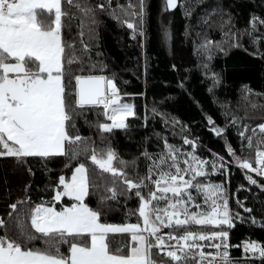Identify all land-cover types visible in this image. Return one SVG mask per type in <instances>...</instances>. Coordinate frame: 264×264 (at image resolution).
Returning a JSON list of instances; mask_svg holds the SVG:
<instances>
[{
	"label": "snow or ice",
	"instance_id": "snow-or-ice-1",
	"mask_svg": "<svg viewBox=\"0 0 264 264\" xmlns=\"http://www.w3.org/2000/svg\"><path fill=\"white\" fill-rule=\"evenodd\" d=\"M64 2L88 17L92 25L99 23L97 10L100 13L108 11L119 20V9L131 17L122 23L132 30L133 37L146 36L148 12L145 0L136 3L128 0L127 5H113L112 0H100L96 4L89 0ZM178 6V0H165V9ZM216 13L220 14V20L213 23H219L221 27L232 24V14L221 6L206 12L204 22ZM185 14L190 16L191 12ZM73 15L75 13L64 9L62 0H0V157H15L18 164H23L28 157L49 161L59 155L75 158L81 152H90L88 159L112 176V184L105 188L101 202L134 193L138 207L129 211L137 215V222L112 224L101 221L102 212L84 202L94 185L89 168L81 162L75 166L70 179L62 174L55 185V201L70 196L74 203L64 204L59 209L49 206L46 201L35 204L30 210V227L25 226L27 217H21L18 205L25 201L31 203V197L11 203L7 216L14 221L17 236L8 234V221L0 216V226L4 229L0 234V264H238L228 252L229 231L225 226L231 229L235 220L243 221L245 216L229 208L223 181L200 183L197 178L209 174V165L212 171L224 172L230 163H235L244 170L250 185L264 190V183L252 175L258 173L264 178V123L255 127L240 123L237 132L242 151L245 147L255 149L254 162L252 157L239 155L230 142L225 148L231 160L226 161L220 153H214L210 158L197 156L198 138L183 136L184 144L192 149L188 151L170 144L164 136L162 151L149 152L145 148L141 153L149 161L147 172L130 176L126 169L129 163L135 165L136 158L125 161L108 140L114 129L126 130L129 127L127 118L135 116L134 106L121 100L115 77L75 75L76 86L70 99V80L65 67V52L69 45L63 38V29ZM249 24L250 29L245 28L243 32L254 43H259L261 37L255 36L254 32L258 24L264 26V18L253 14ZM238 33L239 30H230L228 35L238 36ZM163 35L166 40L171 39L167 26ZM74 44L75 41L72 46ZM213 44L221 47L220 42L205 38L200 48L210 53ZM236 46H241L238 39ZM84 47L90 45L84 44ZM67 63L71 65L72 60L68 58ZM211 76L214 87L221 81V75L212 72ZM180 86L184 87L183 81ZM245 90L252 94L253 90L247 86ZM77 106L80 109L103 106V115L111 123L98 122L97 129L102 141H107L106 147L97 150L88 137L71 134L70 126L75 127L73 120L81 114ZM207 121L214 134L226 133L211 115L207 116ZM239 122L240 117H231L232 124ZM165 123L180 126L182 131L187 128L175 117L170 121L165 117ZM249 131L251 135H247ZM245 139L247 145L243 143ZM117 179L122 181L124 193L116 188ZM240 187L245 186L241 184ZM199 195L204 196L203 201L198 199ZM237 204L250 214L248 220L252 224L264 226V209L258 219L251 215L254 209L244 201L238 199ZM192 225L201 227L193 230ZM209 226H219L220 230ZM165 227L170 230L163 231ZM180 228H183L182 232L178 231ZM109 233H129L130 247L123 252L114 250L106 242ZM36 240L43 246L36 245ZM63 244L68 245L67 252L62 251ZM206 247L211 250L205 251ZM243 247L245 253L251 252L253 257L258 255L264 260V242L248 238L243 241ZM153 249H158V253Z\"/></svg>",
	"mask_w": 264,
	"mask_h": 264
},
{
	"label": "trees",
	"instance_id": "trees-1",
	"mask_svg": "<svg viewBox=\"0 0 264 264\" xmlns=\"http://www.w3.org/2000/svg\"><path fill=\"white\" fill-rule=\"evenodd\" d=\"M64 9L75 13L66 21L63 38L68 43L66 48L65 67L68 72V90L70 99L74 95L75 75H105L115 77L121 91L123 101L134 106L135 116L128 117L129 127L114 129L108 136L118 155L125 161L131 162L136 158L135 165L129 163L127 172L130 176L137 173L144 175L149 163L141 153L145 148L149 152H159L164 148L163 138L167 136L170 144L191 151V147L183 142V136L198 138L196 153L203 157H212L220 153L226 161L231 160L225 145L230 142L239 155L255 157V149L241 150V139L237 132L240 123L264 122V26L257 25L254 35L261 37L259 43L243 30L250 29L251 15L264 18V0H180L179 6L169 11L165 9V0H145L147 5L146 36L133 37L132 30L123 24L124 19H131L125 13L117 12L120 19H115L110 12L100 13L97 10L98 24L89 23L75 7L69 6L62 0ZM96 4L100 0H89ZM136 3L137 0H132ZM113 5H127L128 0H112ZM221 6L232 14V24L221 27L213 21L220 20V14H214L204 22L203 17L212 7ZM186 11L191 15L186 16ZM227 17H225L226 19ZM170 30L171 39L164 38L165 27ZM237 32L238 36L228 35L229 31ZM81 32L83 35L81 36ZM205 38L215 44L211 51L200 48ZM237 39L241 46H236ZM75 41L74 46L72 42ZM84 44L90 45L85 48ZM255 53V54H253ZM72 60L71 65L67 59ZM175 65V67H173ZM106 66V67H105ZM212 72L221 75V81L213 87ZM183 81L184 87L180 86ZM252 89V94L245 90ZM211 89V90H210ZM103 106H77L81 113L76 115L70 126L71 134H81L95 143L97 150L106 147L107 141H102L97 129L98 122H108L103 115ZM153 109L156 111L154 112ZM211 115L215 123L226 129L225 134L216 135L209 130L207 116ZM240 117V122L231 123V117ZM165 117L178 118L187 128L182 131L180 126L165 123ZM109 123V122H108ZM160 133L161 135H157ZM107 135V134H106ZM81 152L75 158L59 155L56 158L43 161L28 157L26 162L18 164L15 157H0V216L4 217L8 234L17 236L14 221L9 220L7 211L9 205L18 199L31 197V203L18 205L21 217H27L25 226L30 227V210L35 204L46 201L55 202V185L59 176L70 177L78 163H85L92 176L94 187H90L86 201L90 207L102 212L101 221L112 224L137 222V215L130 214L135 210L139 201L134 193L123 195L118 199H108L101 202L105 188L112 184L111 174L104 173L88 156ZM118 164V161H114ZM119 166V165H118ZM31 168V172L29 171ZM237 164L230 163L224 172L201 177V182H224L230 194V203L237 187L241 184L250 192L240 191L238 196L248 207L254 209L251 215L259 219L264 209V190L250 185ZM261 183L258 173H252ZM116 188L124 193L122 181L117 179ZM146 191V190H145ZM247 198V199H245ZM71 200L56 202L58 208ZM193 230L201 226L192 225ZM220 230L219 226H209ZM229 231L228 242L233 253L234 261L238 264H264V260L249 258L242 259L240 243L245 239L264 242V226L256 224L237 223ZM165 227L163 231H169ZM0 226V234H3ZM182 232L183 228L178 229ZM106 242L110 247L122 252L130 247L129 233H109ZM35 244L43 246L40 240ZM67 252L68 245L61 246Z\"/></svg>",
	"mask_w": 264,
	"mask_h": 264
},
{
	"label": "built area",
	"instance_id": "built-area-1",
	"mask_svg": "<svg viewBox=\"0 0 264 264\" xmlns=\"http://www.w3.org/2000/svg\"><path fill=\"white\" fill-rule=\"evenodd\" d=\"M107 118V117H106ZM107 121L109 122V123H111V121H110V119H108L107 118ZM264 123V122H263ZM245 124H249L251 127H255L256 125H258V124H260V123H254V124H252V123H245ZM252 133H251V131H249L248 133H247V135H251ZM241 139V138H240ZM243 143L245 144V145H247V140L245 139L244 141H243ZM247 148V147H246ZM247 149H249V148H247ZM254 149V148H253ZM218 173H219V171H216V172H214V174L215 175H218ZM247 191L248 193L250 192L249 190V188H247L246 186L245 187H243V188H241V187H237V189H236V191L234 192V194H233V196H232V202H233V204H231L230 203V209L232 210V211H236V212H241L244 216H245V220H243V221H241V220H235L234 221V226L237 224V223H239V224H252L251 222H250V220H248V216L250 215L249 213H247V212H245L244 211V209L243 208H241L238 204H237V200L239 199V200H241L242 201V199H240V197L238 196V193L240 192V191ZM233 228V227H232ZM231 228V229H232ZM218 242V241H217ZM227 242H228V239H227ZM207 243H211V241H208ZM228 244H229V242H228ZM240 247H241V249H242V255L240 256L242 259H249V258H256V259H261L258 255L257 256H255V257H253L252 256V253L251 252H247V253H245V250H244V247H243V242L242 243H240ZM211 249H209V248H205V251H210ZM153 252L154 253H158V249H153ZM228 252H229V254H230V257L232 258V259H234V256H233V253L234 252H231V250H230V247L228 248ZM163 254H160V256H162ZM154 258H157L156 256H154Z\"/></svg>",
	"mask_w": 264,
	"mask_h": 264
},
{
	"label": "rangeland",
	"instance_id": "rangeland-1",
	"mask_svg": "<svg viewBox=\"0 0 264 264\" xmlns=\"http://www.w3.org/2000/svg\"><path fill=\"white\" fill-rule=\"evenodd\" d=\"M121 100H122V97H121ZM123 101V100H122ZM124 103H127V104H129L128 102H126V101H123ZM131 105V104H130ZM107 119V118H106ZM197 154V153H196ZM197 156H199V157H202V158H209V157H203V156H200L199 154H197ZM183 166V165H182ZM250 171V170H249ZM214 172H216V171H212L211 170V168H210V165H209V167H208V173L209 174H211V173H214ZM256 174V173H255ZM66 178H68V179H70L71 178V175H70V177H66ZM200 179H201V177H198L197 178V182H200V183H205V182H201L200 181ZM213 183H218V182H213ZM224 187L226 188V186L224 185ZM61 190H62V188H61ZM226 190H227V196H228V205H229V208H230V194H229V191H228V189L226 188ZM195 191V190H194ZM65 198H68V199H70L71 201L70 202H67V203H63V205L64 204H69V203H74L75 202V200H74V198L73 197H70V196H63L62 198H61V200L60 201H55L53 204H49V206H55L57 209H59L57 206H56V202H63L64 201V199ZM198 199L200 200V201H203V199H204V196L203 195H199V197H198ZM84 202H86V203H88L87 201H86V198H85V201ZM90 206V205H89ZM223 209H221V211H222Z\"/></svg>",
	"mask_w": 264,
	"mask_h": 264
},
{
	"label": "water",
	"instance_id": "water-1",
	"mask_svg": "<svg viewBox=\"0 0 264 264\" xmlns=\"http://www.w3.org/2000/svg\"><path fill=\"white\" fill-rule=\"evenodd\" d=\"M180 4V0H178V5ZM176 9V8H175ZM175 9H168L169 11H173Z\"/></svg>",
	"mask_w": 264,
	"mask_h": 264
}]
</instances>
